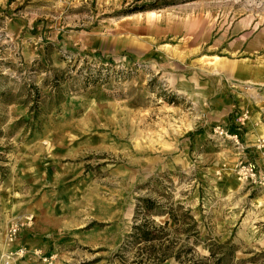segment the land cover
I'll return each mask as SVG.
<instances>
[{"label":"rangeland","instance_id":"rangeland-1","mask_svg":"<svg viewBox=\"0 0 264 264\" xmlns=\"http://www.w3.org/2000/svg\"><path fill=\"white\" fill-rule=\"evenodd\" d=\"M161 22L206 29L158 54ZM92 69L110 82L80 86ZM240 161L264 175V0H0V262L10 224L33 215L17 240L58 264H135L144 244L128 235L151 197L198 222L187 237L170 221L175 249L193 250L163 264H206L212 241L264 264V187L239 179Z\"/></svg>","mask_w":264,"mask_h":264},{"label":"trees","instance_id":"trees-1","mask_svg":"<svg viewBox=\"0 0 264 264\" xmlns=\"http://www.w3.org/2000/svg\"><path fill=\"white\" fill-rule=\"evenodd\" d=\"M95 70V71H94ZM92 69L81 72L82 81L80 86L89 88L90 86H101L110 82L108 76H101L100 69ZM94 71V72H93ZM80 88V87H79ZM33 92H37L36 90ZM31 93L29 102H31L32 118H38L42 101L40 93ZM65 99L62 89H60V82L54 85L53 90L48 93L47 100L53 105L60 104ZM30 120V119H29ZM136 215H142L143 219L140 223H135L132 227V232L128 235L130 247H136L139 244H144L139 247L140 258L135 264H163L168 259L174 257L176 260L182 262V256L187 255L193 250L191 248L175 249L177 241H173L169 236L170 221L175 223L173 230L182 231L187 235L199 236L198 222L191 210L184 209L181 204L160 203L151 197H140L136 204ZM154 215H167L164 223H156L150 219ZM198 241L195 239V243ZM183 245V244H182ZM209 256L206 257V264H236L234 259V246H228L222 243L212 241L209 246ZM126 262V260H124ZM204 261L191 260L185 264H203ZM128 264V263H127Z\"/></svg>","mask_w":264,"mask_h":264},{"label":"built area","instance_id":"built-area-1","mask_svg":"<svg viewBox=\"0 0 264 264\" xmlns=\"http://www.w3.org/2000/svg\"><path fill=\"white\" fill-rule=\"evenodd\" d=\"M217 132L233 141L237 148H243L242 137L239 133H228L224 129L218 127ZM239 179L244 182L255 183L264 187V175L258 171L257 165L254 162L240 161L237 165ZM34 223L33 215H26L10 224L7 230L6 239L8 243H13L20 235L25 226H31ZM27 255H32L44 264H54L57 255L47 253L39 248L28 249L26 246H21L16 250H8L1 256L0 264H9Z\"/></svg>","mask_w":264,"mask_h":264},{"label":"crops","instance_id":"crops-1","mask_svg":"<svg viewBox=\"0 0 264 264\" xmlns=\"http://www.w3.org/2000/svg\"><path fill=\"white\" fill-rule=\"evenodd\" d=\"M248 28V27H246ZM241 29L240 31L245 30ZM173 27H166L165 26V22H161L158 23L157 26V30L158 33L153 34V40L154 41H158L157 44H153V49L158 53H164L166 52V50H169V52H175L177 47L178 48H189V40L191 35H196V32L200 29V30H205L206 29V24L202 25L201 27V23L197 24L196 22L190 23L188 26L186 25H177L176 27H174V30L172 31ZM185 31V33H184ZM189 34V35H188ZM188 36V38H187ZM261 38V33H257L254 38H252L250 40L254 41V40H258ZM168 45L170 47H168ZM191 47V46H190ZM56 227H57V222H50L49 225H44V230L43 232H45V234L49 235H53L56 231ZM30 228L25 229V231H28L27 233H30ZM23 234H21V239L19 238L16 242L14 241L13 243H7L6 246H4V250L3 253L8 251V250H16L21 246H28V247H36V248H41L38 246H33V244L27 242L26 240V233L24 234V236H22ZM42 249V248H41ZM47 253H54L57 255L55 250H51V251H46ZM58 256V255H57ZM12 263V262H11ZM10 264V263H9ZM12 264H42L38 261L37 258H35L32 255H27L23 258L18 259L17 261H14ZM55 264H58V262L55 261Z\"/></svg>","mask_w":264,"mask_h":264},{"label":"bare ground","instance_id":"bare-ground-1","mask_svg":"<svg viewBox=\"0 0 264 264\" xmlns=\"http://www.w3.org/2000/svg\"><path fill=\"white\" fill-rule=\"evenodd\" d=\"M154 13L153 11L151 12V14Z\"/></svg>","mask_w":264,"mask_h":264}]
</instances>
